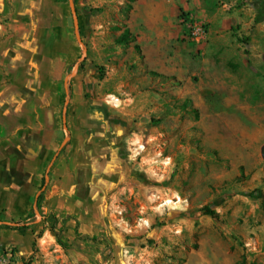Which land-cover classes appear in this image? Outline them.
Listing matches in <instances>:
<instances>
[{"label":"rangeland","instance_id":"1","mask_svg":"<svg viewBox=\"0 0 264 264\" xmlns=\"http://www.w3.org/2000/svg\"><path fill=\"white\" fill-rule=\"evenodd\" d=\"M53 6L0 0V62L47 69ZM72 7L67 139L36 206L0 218V264H264V0Z\"/></svg>","mask_w":264,"mask_h":264},{"label":"crops","instance_id":"2","mask_svg":"<svg viewBox=\"0 0 264 264\" xmlns=\"http://www.w3.org/2000/svg\"><path fill=\"white\" fill-rule=\"evenodd\" d=\"M46 2L54 5L45 35L47 69L41 74L0 62V218L22 219L36 206L41 185L53 175L57 151L67 139L57 122L58 106L80 81L76 66L70 71V65L85 57L77 40L85 33L77 23L84 20L75 16L71 0Z\"/></svg>","mask_w":264,"mask_h":264},{"label":"trees","instance_id":"3","mask_svg":"<svg viewBox=\"0 0 264 264\" xmlns=\"http://www.w3.org/2000/svg\"><path fill=\"white\" fill-rule=\"evenodd\" d=\"M132 38L133 37L130 35L129 31L127 29H125L124 32L119 36L118 41L123 43V44H127ZM134 48L136 50L139 49L137 45H135ZM259 195L260 194H259L258 190H254V191H252V192H250L248 194L249 197H257ZM201 212H202L203 215L210 216V217L215 215V212L211 208H209L207 206L203 207ZM56 223H57V220L54 219L53 222H52V226H51L50 230L54 234L55 238L57 239V242L62 247L66 248L67 244L62 242V234H61L62 230H61V228L60 229H56ZM20 227L21 226H19V224H17V226H14V228H16V229H19ZM79 237H81V236H79ZM84 238H86V236H84Z\"/></svg>","mask_w":264,"mask_h":264},{"label":"water","instance_id":"4","mask_svg":"<svg viewBox=\"0 0 264 264\" xmlns=\"http://www.w3.org/2000/svg\"><path fill=\"white\" fill-rule=\"evenodd\" d=\"M71 4H72V0H71ZM73 12H75V11L73 10Z\"/></svg>","mask_w":264,"mask_h":264},{"label":"bare ground","instance_id":"5","mask_svg":"<svg viewBox=\"0 0 264 264\" xmlns=\"http://www.w3.org/2000/svg\"><path fill=\"white\" fill-rule=\"evenodd\" d=\"M168 203H171V201H168Z\"/></svg>","mask_w":264,"mask_h":264}]
</instances>
